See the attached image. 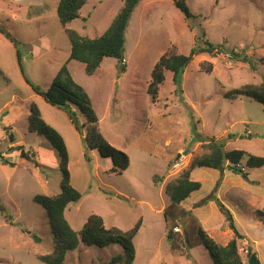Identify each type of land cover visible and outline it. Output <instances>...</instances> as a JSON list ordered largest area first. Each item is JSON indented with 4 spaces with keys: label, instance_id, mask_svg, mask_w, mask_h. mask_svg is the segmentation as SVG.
Listing matches in <instances>:
<instances>
[{
    "label": "rangeland",
    "instance_id": "rangeland-1",
    "mask_svg": "<svg viewBox=\"0 0 264 264\" xmlns=\"http://www.w3.org/2000/svg\"><path fill=\"white\" fill-rule=\"evenodd\" d=\"M58 1L0 0V27L18 42L16 46L0 32V150L15 164L4 165L0 160V264H44L39 256L53 249L49 216L34 197L59 193L63 173L57 149L45 136L30 130L33 103L41 117L63 135L68 147L71 184L83 195L65 212L75 230L80 231L92 214L101 216L106 227L124 231L142 220L135 237L134 264H214L199 242L197 229L200 221L222 244L233 237L217 203L222 199L216 185L225 184L222 201L246 235L239 241L244 263L248 264V249L252 248L264 264V223L256 214L264 209V166L248 168L243 159L249 179L225 169L219 171L215 186L217 170L196 168L192 179L198 177L202 188L196 190L194 204L193 199L185 203L189 209L178 207L181 215L173 228L175 248L167 238L170 225L164 209L170 199L162 184L179 176L195 155L204 153L202 144L208 138L223 141L225 150L264 156V104L253 98L225 97L234 88L264 81V0H185L194 14L189 20L174 0H142L126 29V71L121 73L118 60L107 57L94 75L86 73L84 63L69 60L71 44L57 15ZM123 3L88 0L81 17L69 27L97 37ZM201 33L223 52L197 55L184 72L183 92H176L173 75L166 71L159 98L153 102L147 90L155 64L166 52L188 54ZM245 57L248 62L243 61ZM67 61L72 78L91 99L101 132L129 155L127 170L111 172L112 160L87 147L86 126L82 134L78 132L66 110L46 102L25 79L24 73L46 90ZM209 64L211 73L205 71ZM78 119L85 123L80 113ZM5 126H10L20 144L11 141ZM178 144H182L179 154L186 159L185 166L175 170L178 155L170 158ZM16 145L36 152V162L22 158L18 151L8 153ZM211 201L220 214L210 208ZM199 210L208 213L207 228ZM123 254L116 244L81 243L68 253L64 264H123L119 259Z\"/></svg>",
    "mask_w": 264,
    "mask_h": 264
},
{
    "label": "trees",
    "instance_id": "trees-1",
    "mask_svg": "<svg viewBox=\"0 0 264 264\" xmlns=\"http://www.w3.org/2000/svg\"><path fill=\"white\" fill-rule=\"evenodd\" d=\"M141 1L124 0L123 6L113 18L108 28L101 35L91 38L82 35L77 29L69 27L71 22L81 17V10L88 0H59L56 11L60 24L65 30L71 44L69 60H78L84 63L86 73L94 75L100 68L103 60L110 57L118 60L120 72H125L126 29L133 12ZM174 3L187 20L194 17L185 0H174ZM0 32L17 46V39L10 32L2 27H0ZM196 40V45L190 49L188 54L166 52L155 64L151 74L152 79L147 90L153 102H156L159 98L160 87L166 80V71H170L173 75L172 80L177 87L176 92H183V75L194 58L203 53L214 54L223 52L220 47L215 46L207 40L202 33L196 36ZM235 54L240 57V54ZM243 61L248 62V58H243ZM67 64L68 61L62 65L57 77L46 90L33 84L25 73L24 76L34 91L42 96L46 102L52 106L66 110L78 132L82 134L83 128L86 126L87 131L84 137L87 147L90 150L98 151L101 157L112 160V166L109 169L111 172L121 173L127 170L131 164L129 155L125 151L115 147L105 138L100 130L99 116L92 105L88 93L81 85L74 81ZM251 65H253L254 69L256 68V65L252 62ZM212 69V64H209L205 71L211 73ZM225 97L229 99H236L238 97L253 98L264 104V81L260 84L247 83L241 87L234 88L228 91ZM78 113L85 117L84 124L79 123ZM29 121L30 130L45 136L52 146L57 149L60 169L63 173V181L59 193L56 195L39 194L34 197V201L46 209L54 234L52 251L40 255L39 259L44 264H64L68 253L76 250L81 243L86 246L98 245L100 247L116 244L124 250L123 258H119L120 260L123 259V264H134L136 259L135 237L139 232L142 220L138 221L132 229L124 231L115 226L106 227L101 216L92 214L80 231L75 230L69 223L65 212L70 203L80 201L83 195L71 184V175L68 168L69 152L66 141L56 128L41 117L40 110L35 103L31 104ZM3 129L9 132V138L12 142H17V137L14 132H11L10 126H5ZM230 138H232V135H230ZM224 147L225 143L223 141H219L216 138H208L206 143L202 144V148L206 151L201 153V155H195L187 168L179 176H176L167 183L166 194L170 199V204L164 209V212L165 219L170 225L167 238L171 243V247H176L173 242V235L176 232L173 228L178 223L181 215L178 207L194 191L202 187L200 181L191 178L196 168L209 167L222 172L225 169H229L236 174H241L246 180L249 178L247 170L242 167L243 159H246L248 168L264 166V156L250 154L241 149L225 150ZM14 151H18L22 158L36 162V152L26 150L24 145L10 146L8 153ZM0 160L4 165H15L1 150ZM213 196H211V199L216 200L215 198L217 197ZM217 203L222 214L225 216L228 227L233 231L234 235L226 244L219 243L199 221L197 229L199 242L205 246L214 264H245L239 250V241L245 239L246 235L239 231L231 210L220 200ZM256 214L259 220L264 223V209L257 210ZM36 240L39 241L40 238H36ZM248 254L250 258L255 252L252 248H249Z\"/></svg>",
    "mask_w": 264,
    "mask_h": 264
},
{
    "label": "crops",
    "instance_id": "crops-1",
    "mask_svg": "<svg viewBox=\"0 0 264 264\" xmlns=\"http://www.w3.org/2000/svg\"><path fill=\"white\" fill-rule=\"evenodd\" d=\"M17 143H19L20 144V142H17ZM171 144H169V146H170ZM191 146H193V145H198V144H190ZM189 145V146H190ZM225 146H226V144H225ZM186 147L187 148H189L188 146H187V144H186ZM226 148V147H225ZM182 149V144H178V147L175 149V152L171 155V158H170V160L172 161V160H174V158H175V156H179L180 154H179V151ZM96 151V150H95ZM96 152H98V151H96ZM176 153V154H175ZM99 154V153H98ZM215 170H217V169H215ZM218 172H219V170H217ZM196 172L195 171H193V173H192V175H191V178L194 176V174H195ZM220 172H219V174L218 175H216V176H214L215 178H214V186L216 185V182L218 181V179L220 178ZM224 178H223V181L225 180V176H223ZM258 179V178H257ZM193 180H196V181H200L201 182V180H199V178L198 177H196V179H194L193 178ZM241 181V180H240ZM246 181V180H245ZM243 182V181H242ZM162 184H165V192H166V184H167V181H166V179L163 181V183ZM201 184H202V182H201ZM219 186V190H217V192H219V195L221 196V199L225 202V184H221V185H218ZM202 188V187H201ZM200 188V189H201ZM199 191V190H198ZM198 191H194L192 194V196H190V197H188L185 201H183L182 203H181V205H182V207L183 208H186V209H189L188 208V205H186L185 203L186 202H188L189 200H192L193 199V204L196 202V199H194V195H196V192H198ZM218 196V195H217ZM169 198V197H168ZM218 198H219V196H218ZM221 200V201H222ZM222 201V202H223ZM191 203V204H192ZM210 208L211 209H213L214 211H216V213H218V214H220V212H219V210H218V208H217V204L215 203V202H213V201H211V203H210ZM200 211V210H199ZM200 214H201V217H202V219H203V222L205 223V226H206V228L209 226L208 224H209V220H208V213H205V212H201L200 211ZM220 217L222 218V216L220 215ZM235 217V216H234ZM224 218V217H223ZM225 219V218H224ZM237 221V220H236ZM225 225V223L223 224V226ZM226 244V243H225ZM254 252H255V249H254ZM256 254H258V253H256Z\"/></svg>",
    "mask_w": 264,
    "mask_h": 264
},
{
    "label": "built area",
    "instance_id": "built-area-1",
    "mask_svg": "<svg viewBox=\"0 0 264 264\" xmlns=\"http://www.w3.org/2000/svg\"><path fill=\"white\" fill-rule=\"evenodd\" d=\"M12 1H14V2H21L22 0H12ZM185 159H186V155L183 154V153H180V155L178 156L177 160H175L174 165H173V167L175 168V170L181 169L182 167L185 166Z\"/></svg>",
    "mask_w": 264,
    "mask_h": 264
},
{
    "label": "water",
    "instance_id": "water-1",
    "mask_svg": "<svg viewBox=\"0 0 264 264\" xmlns=\"http://www.w3.org/2000/svg\"><path fill=\"white\" fill-rule=\"evenodd\" d=\"M248 264H263V263L259 260L257 254H252L249 258Z\"/></svg>",
    "mask_w": 264,
    "mask_h": 264
}]
</instances>
